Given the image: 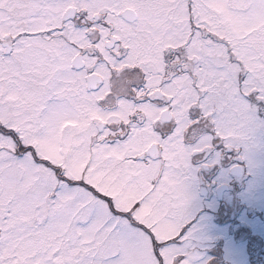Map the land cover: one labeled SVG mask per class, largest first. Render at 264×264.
Returning <instances> with one entry per match:
<instances>
[{"label": "snow or ice", "instance_id": "obj_1", "mask_svg": "<svg viewBox=\"0 0 264 264\" xmlns=\"http://www.w3.org/2000/svg\"><path fill=\"white\" fill-rule=\"evenodd\" d=\"M258 248L264 0H0V264Z\"/></svg>", "mask_w": 264, "mask_h": 264}, {"label": "rangeland", "instance_id": "obj_2", "mask_svg": "<svg viewBox=\"0 0 264 264\" xmlns=\"http://www.w3.org/2000/svg\"><path fill=\"white\" fill-rule=\"evenodd\" d=\"M257 211L259 212L260 209H257ZM242 247H243V246H242ZM245 258H246V259H252V257H249V256H248L246 250H245ZM255 258H258V259H264V252H262V251L258 248Z\"/></svg>", "mask_w": 264, "mask_h": 264}]
</instances>
